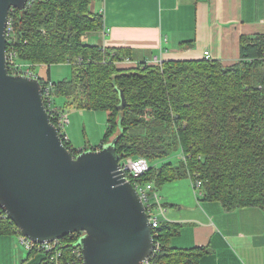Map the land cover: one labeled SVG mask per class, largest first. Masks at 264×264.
Masks as SVG:
<instances>
[{
	"label": "trees",
	"instance_id": "16d2710c",
	"mask_svg": "<svg viewBox=\"0 0 264 264\" xmlns=\"http://www.w3.org/2000/svg\"><path fill=\"white\" fill-rule=\"evenodd\" d=\"M90 1L30 0L24 9L14 10L11 47L17 60L71 63V76L53 81V97L66 99V108L54 111H108L103 143L114 141L120 158L144 156L150 164L136 180L153 181L159 188L189 177L201 181L204 198L218 201L226 211L264 208V36H242L240 59L230 65L203 57L118 67L115 62L128 58L127 51L80 42L82 32L102 23L101 15L89 10ZM64 145L77 154L69 143ZM177 152L174 163L167 160ZM163 159L167 162L156 165ZM2 213L0 234H13L16 226ZM176 230L167 221L155 229L160 249L153 264H199L201 248L169 245ZM72 235L60 238L67 256ZM28 252L40 253L42 264H52L43 252Z\"/></svg>",
	"mask_w": 264,
	"mask_h": 264
},
{
	"label": "water",
	"instance_id": "95a60500",
	"mask_svg": "<svg viewBox=\"0 0 264 264\" xmlns=\"http://www.w3.org/2000/svg\"><path fill=\"white\" fill-rule=\"evenodd\" d=\"M29 1L0 0V209L37 243L84 232V264H141L152 232L114 141L73 155L50 121L40 81L8 72L7 15Z\"/></svg>",
	"mask_w": 264,
	"mask_h": 264
},
{
	"label": "crops",
	"instance_id": "0c3cea01",
	"mask_svg": "<svg viewBox=\"0 0 264 264\" xmlns=\"http://www.w3.org/2000/svg\"><path fill=\"white\" fill-rule=\"evenodd\" d=\"M89 10L101 15V27L82 32L80 42L102 50L127 51L128 60L116 61L118 67H132L153 56L162 61L202 59L204 50L209 51L210 59L230 65L240 59L242 36H264V0H91ZM53 65H66L72 71L69 61L35 64L32 70L43 80H62L52 77ZM62 98V105L56 107L66 108ZM70 109L81 114L68 116L65 131L69 146L87 150L74 137L73 128L85 110H98ZM105 112L102 117L108 118L109 112ZM102 139L98 146L104 144ZM181 179L188 180L180 185L184 197L175 192L160 195L167 209L166 221L177 225L176 232L169 235V245L201 248L199 264H264V208L226 211L218 201L196 194L191 178ZM12 235L15 232L0 234V264H42L44 256L40 253L15 251Z\"/></svg>",
	"mask_w": 264,
	"mask_h": 264
},
{
	"label": "built area",
	"instance_id": "2783aa9c",
	"mask_svg": "<svg viewBox=\"0 0 264 264\" xmlns=\"http://www.w3.org/2000/svg\"><path fill=\"white\" fill-rule=\"evenodd\" d=\"M15 9L16 8H11L9 10L6 20V27H5V37H6L5 57H6L8 72L12 75L22 74V75L32 76L39 80L37 75L32 70L34 64L32 63L26 64L19 62L17 60L16 53L13 51L11 47V44L14 43L16 40V33L14 29ZM103 31L108 33L109 29L104 27ZM202 56L205 59L209 60L210 59L209 51L204 50L202 52ZM122 60H128V58ZM145 62L160 64L162 60L158 56H153L149 61H145ZM40 85H41L42 99L43 101H45L49 115L52 114V116L55 118L54 125L58 130V134L63 143H69V137L65 131V127L69 123L68 113L66 110L54 111V108H52L51 100L53 97L52 95L53 81L50 79L43 80V83L42 84L40 83ZM83 150L84 149H77L76 151L78 153ZM181 158L183 157L181 156ZM118 167L124 173L126 181L132 183L137 193L139 194L140 199L143 202L144 209L146 211L148 222L152 232L153 249L151 253L142 260L141 264H153L152 259L160 249V241L157 238L158 234L155 231V229L159 227L161 222H166L167 220L166 206L163 204L161 196L158 192V188L155 186L153 181L143 182L136 180L140 175L144 174L150 168V164L144 156H137V157L128 156L125 158L119 157ZM192 184H193V188L196 191V194L202 195V192L198 191L201 186V181L193 180ZM2 215L6 217L4 212L2 213ZM83 234L84 232H75L73 233V235L70 234L74 239L72 238L73 240L68 243L71 249H70V256H67L64 255V249H63L64 244L60 241V239L37 243L32 241L25 235H23L17 228L15 232V236L17 237L18 241L22 244V246H24L27 249V251L36 250L43 252L45 255L48 256V259L52 264H84L80 246L77 244L79 238Z\"/></svg>",
	"mask_w": 264,
	"mask_h": 264
},
{
	"label": "rangeland",
	"instance_id": "374dc122",
	"mask_svg": "<svg viewBox=\"0 0 264 264\" xmlns=\"http://www.w3.org/2000/svg\"><path fill=\"white\" fill-rule=\"evenodd\" d=\"M18 61L23 63V61H21L19 59H18ZM70 76H71V72L69 70V67H67L66 65L65 66L53 65V76H52L53 78L63 79V78H69ZM51 101H52V108H55L58 105H62L64 99L60 96H54V97H52ZM64 110L67 111L68 116H70L72 113L81 114L77 109H64ZM83 114H85V115H79L80 116L79 117V123L73 128V135L78 140H81V143L83 145H85L87 147V149L97 150L102 146V144L99 146H98V144L100 143V140L103 137V134L105 132V128L107 125L106 124L107 117H102V115L106 114V112L100 111V110H98V111L85 110ZM91 114H94V115H91ZM68 126L69 125H67V127ZM95 146H97V147L93 148ZM178 157H179V152L173 153V155L170 157V159H167V160L174 163V161H176L178 159ZM163 162H167V161L163 159V160L157 162L156 165L160 166ZM187 181L188 180L181 179V180L175 181V183H165L164 185H160L159 193L162 196L164 194L165 195L168 194L169 192H171V193L175 192L176 195L183 196V194H182L183 189H181L180 185L184 182H187ZM173 184H179V185L175 186ZM12 238L14 241V247H16L15 251H17V249L18 250L21 249L24 252L27 251V249L24 246H22V244L18 241V239L15 235H12Z\"/></svg>",
	"mask_w": 264,
	"mask_h": 264
},
{
	"label": "bare ground",
	"instance_id": "6f19581e",
	"mask_svg": "<svg viewBox=\"0 0 264 264\" xmlns=\"http://www.w3.org/2000/svg\"><path fill=\"white\" fill-rule=\"evenodd\" d=\"M16 232V231H15Z\"/></svg>",
	"mask_w": 264,
	"mask_h": 264
}]
</instances>
